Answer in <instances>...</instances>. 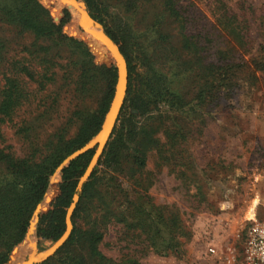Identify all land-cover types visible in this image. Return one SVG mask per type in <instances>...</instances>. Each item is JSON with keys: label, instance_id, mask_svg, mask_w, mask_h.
Here are the masks:
<instances>
[{"label": "rangeland", "instance_id": "374dc122", "mask_svg": "<svg viewBox=\"0 0 264 264\" xmlns=\"http://www.w3.org/2000/svg\"><path fill=\"white\" fill-rule=\"evenodd\" d=\"M100 1L104 24L90 17L118 38L107 35L126 62L127 88L86 178L94 175L88 205L73 217L79 197L72 196L57 239L38 236L40 216L52 210L67 159L100 129L115 65L62 4L70 20L54 38L21 31L0 14V186L11 178L5 156L53 169L25 239L4 264L29 255L43 264L74 228L92 227L101 236L100 257L79 246L65 257L87 264H240L244 228L264 220V0ZM40 2L59 23L63 10ZM87 125L88 134L98 131L80 145ZM108 143L113 150L106 156ZM51 180L56 191L45 202ZM72 205L70 234L43 259L65 235Z\"/></svg>", "mask_w": 264, "mask_h": 264}, {"label": "trees", "instance_id": "16d2710c", "mask_svg": "<svg viewBox=\"0 0 264 264\" xmlns=\"http://www.w3.org/2000/svg\"><path fill=\"white\" fill-rule=\"evenodd\" d=\"M40 1L47 6H54L55 9L52 12L63 10V18L59 23L53 21L49 10ZM82 1L85 3L90 16L94 20L104 24V9H106V5L100 0ZM0 14L6 22L16 25L21 31L31 32L40 38H54L56 34L60 35L63 26L70 20L69 13L61 4L54 0H0ZM74 31L70 29L69 32L75 35ZM106 34L118 43V38L110 27H106ZM65 39L69 42L80 44L74 38L66 37ZM102 67L100 71L105 76L107 74L111 76L112 70L107 69L105 66ZM107 107L108 102L103 106V113L107 110ZM89 127L87 125L80 130L77 138L81 141L80 145L84 144L98 131V127H96L92 134H88ZM110 144H107L104 151V155L106 156L110 154V150H113ZM90 154V152H86L80 155L61 171L62 184L59 187L58 195L52 201V210L40 216L37 226L38 236L50 239H57L59 237L64 230V209L69 206L74 194L79 197V202L73 217L77 216L88 205L89 198L92 196L90 194L94 175L92 174L88 181L85 180L83 182L82 190H76V187L78 178L82 175L90 161ZM4 159L11 178L9 182H4L5 185L0 186V247L4 249L0 255V264H4L11 250L25 239L31 212L36 204L41 201L47 188L48 175L53 171V169L49 168L50 164L48 162L36 165L33 168L27 166L26 161L15 160L8 156H5ZM60 161L55 163L54 166L56 167ZM55 191L56 187L52 188L49 198ZM100 237V234L94 227L87 230L74 228L69 240L59 250L56 257L51 258L43 264H87L82 257H76L75 255L65 257L63 254L69 249L70 252H73L74 246H79L81 249H88L90 258H98L100 256L96 252V244L100 240ZM101 262L102 259L98 264H101Z\"/></svg>", "mask_w": 264, "mask_h": 264}, {"label": "water", "instance_id": "95a60500", "mask_svg": "<svg viewBox=\"0 0 264 264\" xmlns=\"http://www.w3.org/2000/svg\"><path fill=\"white\" fill-rule=\"evenodd\" d=\"M58 1L59 3H61L64 7H66L69 11V7L70 5L74 6V9L76 11V21H77V25H78V31L84 33V34H87L88 36H90L91 38H93L97 43L100 44V46H102L111 56L113 62H114V65H115V69H116V85H115V90H114V94H113V97H112V100L110 102V105H109V108L104 116V119L102 121V124L100 126V129L99 131L97 132V134L93 137V139L87 144L85 145L83 148L79 149L78 151H76L75 153H73L66 161V164L69 163L70 161L76 159L77 157H79L80 155L88 152L89 150H91L92 148H94V154H93V157L89 163V166L88 168L90 167L91 163H92V160L94 158V156L97 154V157H96V160L94 161V163L91 165L90 167V170L89 172L87 173V170L88 168L86 169V172L84 174V179L82 180V183L86 180V178L89 176V174L91 173L92 171V168L94 167V165L96 164L98 158L100 157L111 133H112V130H113V127L115 125V122L117 120V117H118V114H119V111H120V108L122 106V103H123V100H124V97H125V93H126V88H127V66H126V62L123 58V69H124V87H123V91H122V95L120 94L119 95V92H118V84H119V77H120V74H119V69H118V66H117V62L113 56V52L111 51V47L115 48V50L120 54L117 46L114 45V43L109 39V37L107 35H105L104 32H102L100 29H99V26L98 24L90 17V15L88 14L85 6H83V4L77 2L76 0H56ZM71 12V11H70ZM72 13V12H71ZM85 14L86 16H88V18L90 19L91 23L89 26H84L80 20V16L81 14ZM121 55V54H120ZM122 56V55H121ZM120 102L119 104V107L118 109L116 110V114H115V117L111 123V128L107 134V138L105 139V141H103L102 143V140L101 139H98V135L103 131V128H104V124H105V121H106V117L108 116L111 108L113 107L114 103L116 102ZM53 180V179H52ZM52 180L50 181L49 183V186H48V189L45 193V196H44V201L46 199V197L48 196L49 194V191L51 190V188L53 187V182ZM78 199V196H74L73 198V201L76 202ZM72 207L70 213H69V216L68 215V212L70 210V208ZM68 211H67V214H66V218L68 217V220H69V230H68V227L66 225V232H65V235L63 236V238L61 240H59L48 252H46V254L42 257L43 259L47 258L48 256H50L54 251H56L62 244L63 242L66 240V238L68 237V235L70 234L71 230H72V224H71V221H70V217H71V214H72V211L74 209V205H72ZM41 209V205L38 206L36 208V214L40 211ZM66 221V219H65ZM41 260V259H40ZM39 261V258H36L34 255H29L28 257L24 258L23 260H21L18 264H26V263H29V264H37Z\"/></svg>", "mask_w": 264, "mask_h": 264}, {"label": "built area", "instance_id": "2783aa9c", "mask_svg": "<svg viewBox=\"0 0 264 264\" xmlns=\"http://www.w3.org/2000/svg\"><path fill=\"white\" fill-rule=\"evenodd\" d=\"M240 264H264V220L253 218L244 228Z\"/></svg>", "mask_w": 264, "mask_h": 264}, {"label": "bare ground", "instance_id": "6f19581e", "mask_svg": "<svg viewBox=\"0 0 264 264\" xmlns=\"http://www.w3.org/2000/svg\"><path fill=\"white\" fill-rule=\"evenodd\" d=\"M57 2H58V1H57ZM60 4H61V3H60ZM68 7H69L70 10L74 11L75 14H76V11H75V9H74V6L70 5V6H68ZM80 20H81V22H82V24H83L84 26H89L90 23H91V21H90V19L88 18V16H86L84 13L81 14V16H80ZM110 49H111V51L113 52V56H114V58H115V60H116V62H117V66H118V69H119L120 77H119V84H118V92H119V95H120V94L122 95V91H123V87H124L123 58H122V56H121V55L115 50V48L111 47ZM119 104H120V102H118V101H117L116 103H114V105H113V107L111 108V110H110L108 116L106 117V121H105V124H104L103 131H102V132L98 135V137H97L98 139H101V140H102V143H103V141H105V139L107 138V134H108V132H109V130H110V128H111V123H112V121H113V119H114V117H115L116 110L118 109ZM96 157H97V154L94 156L91 165H92V164L94 163V161L96 160ZM91 165H90V167H91ZM90 167L88 168L87 173L89 172ZM51 190H52V188H51ZM51 190L49 191V194H48V196L46 197L45 202L48 200ZM71 209H72V208H71ZM71 209H70L69 212H68V216H69V213H70ZM69 224H70V223H69V220H68V217H67L66 225H67V227H68V230H69V228H70V227H69V226H70ZM32 246H33V245H32ZM32 246H31V247H32ZM26 264H29V263H26Z\"/></svg>", "mask_w": 264, "mask_h": 264}]
</instances>
